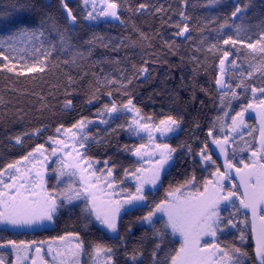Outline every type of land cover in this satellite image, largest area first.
Instances as JSON below:
<instances>
[{
    "label": "trees",
    "instance_id": "trees-1",
    "mask_svg": "<svg viewBox=\"0 0 264 264\" xmlns=\"http://www.w3.org/2000/svg\"><path fill=\"white\" fill-rule=\"evenodd\" d=\"M26 2L32 7L21 11ZM63 2L72 9L75 23L66 17L62 0H0V53L9 57L0 56V171L47 143L57 128L72 127L93 118L103 106L122 105L129 98L155 120L168 116L180 120V130L169 138L176 157L160 188L148 192L146 206L121 218L116 237L95 224L92 214L83 211L82 201L59 209L48 229L11 232L0 227V242L50 240L76 232L86 253L96 244L111 247L114 264H154V251L155 260L168 264L165 254L178 250L179 241L169 233L163 238L155 234L162 228L159 220L155 228L138 221L169 191L201 188L221 166L212 139L219 135L222 97L239 82L244 91L264 88V54L247 47L264 34V0H113L119 5V21L98 24L87 22L82 0ZM236 6L245 10L232 17ZM21 23L40 28L44 36L9 41ZM185 25L189 31L178 35ZM229 37L237 43L224 44ZM225 51L227 91L216 83ZM232 61L240 64L244 77L237 75ZM6 64L15 70L8 71ZM29 67L37 70L28 72ZM247 95L238 104L246 103ZM128 125L129 115L122 114L89 129L86 155L102 164L106 161L118 178L137 165L131 150L139 140L129 135ZM205 144L215 164L203 161L200 152ZM193 176L194 182L181 188ZM235 227L221 234L220 242L229 252L236 247L247 253L243 264H259L250 223ZM133 252L138 253L136 261L130 259Z\"/></svg>",
    "mask_w": 264,
    "mask_h": 264
},
{
    "label": "snow or ice",
    "instance_id": "snow-or-ice-1",
    "mask_svg": "<svg viewBox=\"0 0 264 264\" xmlns=\"http://www.w3.org/2000/svg\"><path fill=\"white\" fill-rule=\"evenodd\" d=\"M212 3H218L219 0H211ZM63 7L66 10V17L73 23L76 22V16L72 14V9L68 7L66 2H63ZM85 6L91 4L92 11H88L86 19L96 20L98 16L112 17L119 20L117 9L119 5L113 0H103L106 5L102 7L98 15H94L96 9V0H83ZM32 6L30 2H26L21 5V11L30 9ZM145 7L144 5L140 6ZM245 9L236 6L235 10L231 13L232 17H236L237 14L242 13ZM41 26L43 21L40 22ZM224 27V25H221ZM187 25L178 33L183 35L188 32ZM44 31L37 29H31L26 24H19L15 27V31L7 37L9 41L16 39H33L37 36H44ZM250 39V38H249ZM264 34L261 36V40H257L256 43H248L247 47L253 51H259L264 54ZM224 44L237 43V40H233L231 37L223 41ZM261 46L257 49V45ZM224 59H221V74H223V67L225 60L228 58L229 53L224 52ZM3 56V53H0ZM4 60H9L8 56H3ZM11 63V61H9ZM235 66V61L231 62ZM8 71H14V66L4 65ZM28 72L36 71L35 67H29L26 69ZM42 70V69H41ZM142 72H146V68L141 69ZM252 73L249 72L250 76ZM131 83V81H129ZM217 84H222L221 80L216 81ZM259 91L261 96L264 97V88L256 89L252 88L253 100L256 99V92ZM236 94L233 93V96ZM71 101L67 102L70 105ZM259 108L264 109V98L259 100L257 105ZM253 104L249 103L246 107H242L241 111L232 117V131L236 132L238 127L244 125L243 114L248 108H252ZM104 113L108 115V119L119 118V114L123 112H134L135 116L129 124V130L139 136L144 132L148 134L149 144H141L133 151V155L143 156L148 155L150 157L149 163L152 164L150 170L143 168L136 169L132 176L138 182L135 188V193L128 192L127 197L123 200L112 199L116 193L115 191L109 192L108 189H114L113 182L109 179L112 177V169L109 168L107 173H101L97 175V170L93 168L94 163L98 161H91L86 152H81L79 149L85 148L88 140L87 134L82 133V129L86 127L91 121L81 119L73 128L64 130V135L67 139L61 140L58 138L49 137V141L55 147L51 148V151L45 148L44 144L37 145L33 151L29 152L22 158L23 161H29V164L25 167H20L21 161H15L6 166L4 171H0V224H7L13 227H34L43 224L45 221L53 222L57 216L59 209L65 206L64 201L68 204L73 203L75 200L85 201L83 211L93 214L95 219L100 222L105 228L112 233H118V220L120 211L125 205H133L135 203L144 202L147 197L144 194L145 185H151L155 187L156 183L160 180L161 173L165 171V166L169 164L172 159L175 148L171 147L168 143H155L156 137L153 133H160L161 136H166L168 133L174 132L180 125V120L168 116L165 119H161L158 124L151 123L152 117H145L141 115V110L133 104V100L129 98L127 103L117 106L115 102L109 107L104 106ZM112 114H116L115 117ZM227 115V114H225ZM264 119V113H258ZM239 117V122L237 120ZM108 119L102 120L101 123H108ZM135 126V127H133ZM260 131V144L259 147L252 151L251 163L244 164V169H235V175L240 177V185L243 191H235L232 189H225L224 181H232V169L234 165L228 160V152L225 145L228 143V138L225 137L223 141L216 139L213 143L221 147V152L225 156V169L221 172L219 167L213 175L216 177L215 182L206 181L204 184L203 192L196 190L193 199L187 197L181 199L177 193L180 192V188L175 191H169L168 197H172L171 200L165 198L159 203H155L147 215L143 216L141 220L155 227L154 217L157 214L166 216L161 229H156V235L163 238L164 235L171 231L173 236L179 235L181 238L180 247L174 252L165 254L164 260L168 264H243L242 257L247 253L242 252L240 248L233 247L231 251L221 248L216 243L205 242L201 244L203 237H216L217 232L221 231V224L232 225L235 227V223L231 217L223 218L220 216L219 206L222 202H227L237 213L241 209L246 210L244 213L245 223H250L251 229L256 233V254L260 258V264H264V125H262ZM57 133L61 132V128L56 129ZM251 134V133H249ZM211 135V132H209ZM17 143H20V137H16ZM152 146L151 152H142L141 149H145ZM207 144L204 149L201 150L200 155L203 161H211L215 164L216 161L212 160V156L207 152ZM71 149L64 153V156H57L58 152H64V149ZM250 150V149H249ZM48 152V155L45 153ZM235 149H233V154ZM49 156H57L56 163L59 165L58 171L59 177H67L65 187L60 192H50L45 186L44 173L47 170L45 161ZM71 158V161H66L64 157ZM105 164L107 162L105 161ZM37 165L40 167L38 168ZM11 170V171H10ZM144 171H151V177L146 178L143 175H137ZM5 173H9V179L11 183L7 182L3 177ZM243 173V174H242ZM127 176V171L125 172ZM195 180L193 176L190 180H187L182 187H187ZM58 179V183H60ZM212 185L211 191L208 185ZM103 185V187H101ZM235 184H233V189ZM103 196H107L104 199ZM237 200L239 204H237ZM248 213H251V221L248 220ZM260 221V228L257 231L256 220ZM61 242H66L56 247L49 244L47 248V254L51 255V264H68L69 260L74 261V264H79V255L83 250V241L80 239L78 233H68L66 236L57 238ZM240 239H245L244 233L241 232ZM75 241V244L72 242ZM36 242H32L35 244ZM43 243V242H42ZM7 245H11L17 251V264H23V260H28L27 252L32 250L31 244H25L21 241L17 244L16 241L9 240ZM7 245L0 244V247ZM160 245L157 244L156 248L159 249ZM23 250L25 252L24 257L21 259L19 253ZM95 254L100 256L101 253L107 254V258L103 261V264H112L111 247L95 245ZM42 249L40 247L35 248L36 255H40ZM127 255V254H126ZM138 253L133 252L130 255L132 261L137 260ZM154 264H164L163 261L155 260L156 252H153ZM0 264H4L2 258H0ZM31 264H37L36 257L33 256ZM41 264H49V261L44 260L41 257Z\"/></svg>",
    "mask_w": 264,
    "mask_h": 264
},
{
    "label": "rangeland",
    "instance_id": "rangeland-1",
    "mask_svg": "<svg viewBox=\"0 0 264 264\" xmlns=\"http://www.w3.org/2000/svg\"><path fill=\"white\" fill-rule=\"evenodd\" d=\"M82 4L86 9V14L88 11H92L91 4H89L88 6H85L83 3V0H82ZM105 6L106 5L103 3V0H96V9H95V12L93 14L98 15L100 9L102 7H105ZM117 14H118V10H117ZM86 20H87V22H89L91 24H98V23L103 22V21H112V22L119 21V20L114 19L112 17H103V16H98V18L96 20H88V19H86ZM227 65H228V60H225L224 67H223V74H220V77L218 79V80L222 81V84H217L219 89H221L223 91H227L229 88V86L227 85V80H226ZM240 68H241L240 64L235 63V69L238 71L237 75L239 77H244V74L239 72ZM253 88L260 89L257 87H253ZM233 89H234V91H230V93H229V91H227V93L224 94V97H222V113L220 115L219 122L217 125V130L219 132V135L213 137L212 149L217 154V156L220 158V161H221V166H217V167H219V170L221 172L226 171V169L224 167L225 156L221 152V147L219 145L213 143V141L216 139L223 141L225 137L228 138V143L225 145V148L227 149V152H228L227 158H228V160L231 161V163L234 165V167L232 169V181H228V180L224 181L225 189L226 190L232 189L235 191L242 192L243 188L240 185V177L235 175V169L240 168L244 171V173H246L247 169H244V164L240 163V161H244V163H251L252 151H255L259 147V144H260V131L259 130L261 129L262 125H264V119H262L261 115H258V113H264V109L259 108L257 105L259 104V100L261 98H264V97H262L261 93L259 91H257L255 94L256 99L253 100L252 88L249 91H244L243 88H241L240 82L237 85L233 86ZM233 93H235L236 95L233 96ZM245 93L248 94L247 95V97H248L247 102L246 103L242 102V103L238 104L240 100L245 99ZM125 103H127V102H125ZM249 103H252L253 107L248 108L247 111H245L243 114L244 125H247V127L241 125L238 127L236 132H233L232 127H231L232 117L236 116V114L241 111V108L246 107ZM111 105H112V103L109 104L108 106L110 107ZM117 106L119 107L121 105H117ZM103 110H104V106L95 114V116L93 118H87L86 119L87 121H91V123H88L86 125V127L84 129H82V133L87 134V136H88L86 146L91 140V136L89 134L90 127H92L94 125H101V126L106 125L105 123H101L102 120L108 119V115L105 114ZM122 114H128L129 115V124H131V121L134 118L135 113L134 112H123V113H120L119 115H122ZM225 114H227V115H225ZM141 115H143L145 117H149L147 115H144L142 112H141ZM112 116L115 117L116 114H112ZM239 119L240 118L237 117L238 122H239ZM110 120L111 119H108V122ZM159 121L160 120H155L152 117L151 123L158 124ZM133 127H135V126H133ZM180 127H181V125H179V127L177 128L176 131L168 133L166 136H161L160 133L154 132L153 136L156 137L155 143H168L171 147H173L171 145V143L169 142V138L174 136L175 134H177L178 131L180 130ZM69 128H73V126L69 127ZM65 129H68V128H65ZM65 129H61L60 133L56 132V134L53 138H58L61 140L67 139V137L64 135ZM73 131H76V129L73 128ZM128 132H129V135L131 137L138 139L139 143L136 144L131 150V154L135 158L137 165H136L134 170L127 172L128 173L127 176L124 174L122 177L118 178L115 175V169L112 166H110L108 163L102 164L99 160H96V159H93V158H90L87 156L91 161H98V163L93 164V168L97 170V175H100L101 173L106 174L107 170L109 168L112 169V177H110L109 179L113 182L114 189H108L107 190L109 192L115 191L116 194L111 197L112 199L123 200L127 197L128 192L135 193V188H136V185L138 182L132 176V173L138 168H143L145 170H150L152 168V164L149 163L150 157L148 155H143V156L133 155V151L136 148H138L141 144H146V145L149 144L148 134L142 132V133H140L139 136L134 135L129 130V127H128ZM249 133H251V134H249ZM44 145H45V148L48 150V152L51 151V148L55 147V145H53L51 143V141H49V140ZM86 146H85V148L79 149V151L86 152ZM233 149H235L234 154H233ZM70 150H71L70 148L64 149V152H58L57 156H64V153L68 152ZM141 151L142 152H151L152 146H149L145 149H141ZM48 152H46L45 155H48ZM57 156H49L48 160H46L44 162L46 169H47L44 173V181H45V186L47 187V189L50 192H60L65 187V183L67 182V179H68L67 177H59L58 171H54V169L59 168V165L56 163ZM175 157H176V153L174 152L172 159L169 161V164L165 166V171L161 173L160 180L156 183L155 187H152L151 185H148V184L145 185L144 194L147 197L146 201L135 203L133 205H125L124 208L121 209L118 224H117L118 233L110 232L107 228H105L103 225H101L100 222L98 220H96L95 216L92 214L95 224L100 229H102L103 231L108 233L110 236H112V237L118 236L119 224H120L121 218L125 215V213L130 212L131 210L146 206V204L148 202V192L154 193L160 188L162 177L171 168L172 164L174 163ZM64 158L66 161H69V162L71 161V158H69V157L65 156ZM17 161H21V164L19 166L22 168L29 164V161H23L22 158L17 160ZM37 167L39 168L40 166L37 165ZM217 167H215L212 170L211 176L206 181H213V183L215 182L216 177L213 175V173L216 171ZM1 171H4V169ZM137 175H143L146 178H150L151 177V171H144L141 173H137ZM3 179H5L7 182L11 183V180L9 179V173H5V176L3 177ZM50 179L52 181H50ZM58 179H60V181H61L60 183H58ZM127 184H129L131 186H128ZM233 184H235L234 189H233ZM101 187H103V185H101ZM208 187H209V190L211 191L212 185L209 184ZM197 189H199V191L203 192L204 185L201 188L188 187L186 189L180 190V192L177 193V195L180 196L181 199H183L185 197H187L189 199H193L194 194H195ZM100 195L103 196L102 193ZM103 198L107 199L108 197L103 196ZM166 198L169 200L172 199V197H166ZM82 201L83 200H75L71 204H68L67 201H64V204L65 205H73L75 203L82 202ZM237 204H239L238 200H237ZM219 209H220V216L221 217H223V218L231 217L233 219V222L235 223V225H237V224H239L240 226L245 225L244 213L246 210L241 209V211L239 213H237L235 211V209H233L230 205L227 204V202H222L219 206ZM150 210H152V208ZM149 211H147L145 215H147V213ZM145 215H143V216H145ZM141 218L138 221L139 225L147 226L150 228H155L158 220L161 221V223L163 225L164 221L167 219L166 216H162L161 214L158 213L157 217H154L155 227H153L152 225H150L146 222H143L141 220ZM248 218L251 220V213H248ZM53 225H54V221L53 222L45 221L43 224L37 225L34 227H13V226H10L7 224H0V227L7 229L11 232H31V231H35V230L48 229V228H51ZM235 228L236 227H232V225H225L222 223L221 224L222 230L217 232L216 237L213 238V237L205 236L202 238L201 244L203 245L205 242H208V243L214 242V243L218 244L221 248L225 249V247L223 246V244L219 240V236L221 234H227L228 232L231 231V229H235ZM256 228H257V231H259L260 221L258 219L256 220ZM68 233H76V232H68ZM68 233L64 234L63 236H66ZM155 233H156V229H155ZM168 233L174 239L178 240L179 243H181V238L179 235L173 236L171 234L170 230L168 231ZM79 237H80V235H79ZM80 239H81V237H80ZM252 239L254 242V249H256V233H254V232L252 235ZM12 241H16L17 244H20V242L23 241V242H25V244H31L32 245V250L27 252V256L29 258H28V260H23V264H31V259L33 256L36 257L37 264H41V257H43L44 260L49 261V264H51V255L47 254V248H48L49 244H52L53 247H56L57 245L66 243V242L59 241L57 238L50 239V240H40V241H38V240H12ZM32 242H36V243L32 244ZM72 243L75 244V241H73ZM0 244L7 245V241L6 242H0ZM99 245L105 246L102 244H99ZM36 247H40L42 249V252L40 255H36V253H35ZM105 247H107V246H105ZM94 248H95V245L93 246L92 250L89 253H86L84 245H83V250L81 251V253L78 257L79 264H103V261L107 258V254L101 253L100 256H97L95 254ZM255 253H256V251H255ZM19 255L22 259L25 255V252L23 250H21ZM111 255H112V264H114L113 253ZM0 258L3 259L4 264H17V251L11 245H7L5 247H0ZM256 258H257L258 263L260 264V258L257 256V254H256ZM242 260L244 261V259H242ZM68 264H74V261L69 260Z\"/></svg>",
    "mask_w": 264,
    "mask_h": 264
}]
</instances>
